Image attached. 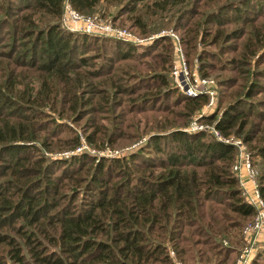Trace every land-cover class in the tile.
Masks as SVG:
<instances>
[{
	"label": "rangeland",
	"instance_id": "374dc122",
	"mask_svg": "<svg viewBox=\"0 0 264 264\" xmlns=\"http://www.w3.org/2000/svg\"><path fill=\"white\" fill-rule=\"evenodd\" d=\"M152 1L162 0H137L133 5L139 11L131 13L126 8L132 5L130 0L129 2L99 0L92 12L84 14L73 9L68 0H61L60 14L55 23L61 30L62 37L71 41V49L65 53L73 61L71 64L75 66L69 68L61 62L59 76H50L49 73L52 71L39 72L36 68L37 63L45 60L39 52L40 47L36 45L31 47V43H27L26 39H20V36L14 37V47L9 46L12 25L30 11L33 3L30 0L32 4L25 8L22 6L24 0H11L9 8L8 0H0V52H10L12 57H23L25 63L29 60L35 62L30 66L11 63L4 69L2 75L6 74L10 67L16 72L21 71L22 84L18 87L25 89L24 86L31 85L32 93L35 92L39 81L41 79L43 81L38 93L41 105L32 106L39 112V118L32 122V135L36 139L28 143L33 148L24 155L30 158L43 157V173L46 178H54L59 184L58 201L62 203L67 198L72 199L71 208L86 206L87 200L93 197V193H90L91 189H86L85 182L99 158L107 159V163L109 159L118 158L124 165L121 170L124 169L125 172V175L120 173L121 170L113 163L110 166L103 165L104 183H101V186L116 187L118 183H123L125 192L126 189L132 191V187L137 184L134 176L140 175L147 180H155L154 175L163 171L158 165L161 162L162 165L165 164L166 155L155 150L150 137L182 129L188 133H203V140L212 138L216 140L213 134V129L216 130L214 122L222 116L223 111L230 104L239 99H244L238 101L236 107L244 112L241 121L246 125L242 131L235 132L240 127L241 121L238 120L226 132L227 134L217 130L216 132H219L223 138L238 139L244 143V155L256 172L254 181L257 184L256 176L261 166L260 159L255 153L256 148L264 144V43L258 46L252 45L253 40L250 38L252 36L248 33L264 37V0L231 1V8L225 10L227 20L220 19V25L208 22L202 17L196 37L190 45L183 42L182 30L174 26L177 12L174 13L169 6L171 8L168 12L155 10L156 14H152L151 9L142 6ZM69 7L80 16L79 21H76L78 23L68 20L69 12L66 9ZM197 11L201 12L202 16L208 12L201 6ZM234 11L239 13L234 14ZM87 17H90L93 23L102 25L110 23L113 27L126 29L131 34L144 39V44L137 48L138 53L127 51L130 56L121 58L124 47L115 46V49V44L102 35L82 34L81 19ZM128 17L139 18L141 27H145V31L139 32L142 31L141 27H133L134 20H128ZM4 18L7 22L1 21ZM219 18H222V15ZM62 19L64 24L60 23ZM66 22H69V25ZM170 34H173L177 40ZM81 38L84 39L83 43ZM80 56L87 58L84 63L78 60ZM181 56L190 75L194 73L196 76L208 77L212 80L213 101L208 107L204 108L203 104L199 109L190 112L178 99L170 71L177 58ZM108 57L112 59V66L108 65ZM1 61L3 60L0 59ZM200 65L203 66L201 70H199ZM91 70H98V74L88 76L87 72ZM157 73L165 75L166 86L158 85L153 77ZM108 78L111 80L106 81ZM171 87L176 90H170ZM250 88L251 96L247 98L245 92ZM66 92L69 94L67 95ZM71 95L77 99L76 103ZM244 134L252 139L244 142ZM76 140L78 144L74 145ZM159 146H165V150L170 148V139L164 137L159 141ZM131 154L135 155L132 160L129 159ZM82 155L87 156L83 161H73L74 158ZM234 163L233 157L229 170L237 179V174L232 168ZM79 167L82 169L77 170ZM181 169L187 172L201 171V168L192 166H183ZM35 175L31 177H36ZM73 175L80 178L69 180L68 177L71 178ZM241 182L242 184L237 179L239 195L245 201L248 191L243 186H247L249 181L244 177ZM137 187L140 185L138 184ZM200 187L201 185L199 189ZM130 193L133 195L132 192ZM196 203H201L202 207L197 206V213L193 215L198 216L195 217L198 227L202 226L204 231L205 228L208 229L206 225L208 215L214 218L215 221L209 222L214 223L217 228L226 226V222H237V219L243 227L251 220V218L240 219L216 199L210 202L200 196ZM209 207L218 211L214 212ZM200 209L204 210L201 217ZM220 214L224 221L220 219ZM99 219L104 225L109 221L106 216H101ZM182 223L188 221L184 219ZM160 227H164V230ZM196 227L194 222H190L188 226L182 228V235L187 240L193 241L191 243L193 250L202 251L206 245L201 243L206 241L207 237L201 234L196 236L190 232V229ZM169 229H171L170 222L165 224L157 221L153 223L150 232L144 231L146 245L149 243L164 247L162 250L169 259L166 263L154 261L150 264H217V260L223 261L220 264H234L236 257L246 245L241 233L242 228L238 230L239 232L233 230L229 234L232 235L233 232L237 234L233 237L229 235L228 239L217 236L221 241V254L205 252V255L201 254L202 259L197 260L196 256L190 258L187 251L179 255L172 251L171 242L168 241ZM94 235L96 239H105L100 231L95 232ZM212 235L209 234V237L212 238ZM250 237L252 243H249V247L252 253L248 257L247 264H251L252 261L255 264H264V256H257L264 245V224L258 233H251ZM183 245L185 242L179 243V246ZM205 256H210L211 260L205 261Z\"/></svg>",
	"mask_w": 264,
	"mask_h": 264
},
{
	"label": "trees",
	"instance_id": "16d2710c",
	"mask_svg": "<svg viewBox=\"0 0 264 264\" xmlns=\"http://www.w3.org/2000/svg\"><path fill=\"white\" fill-rule=\"evenodd\" d=\"M68 1L73 9L84 14L92 12L99 2V0ZM135 1L137 0H130L132 5L125 6L128 12L139 11L133 5ZM231 1L238 0H162L152 1L142 6L145 9H151L152 14H156L155 10L168 12L172 7L174 13L177 12L174 26L182 30L183 42L190 45L196 37L203 18L216 25L221 24L220 19L227 20L225 10L231 8ZM8 2L7 7L10 8L11 0ZM31 2L33 6L30 11L12 25L10 29L12 30L10 43H12H9V46L14 47V37L20 36V39H26L27 43H31V47L34 45L40 47L39 52L45 60L37 63L36 68L39 72L52 71L49 73L50 76H59L61 62L69 68L75 66L71 64L73 61L65 53L70 51L71 41L62 37L61 30L55 23L60 14L61 0H31ZM32 3L30 0L29 2L24 0L22 6L28 8ZM199 6L206 8L208 11L206 15L202 16V13L197 11ZM221 15L222 18H219ZM128 20H134L133 27H141L139 18L128 17ZM1 21L7 22L6 18ZM141 29L142 31L139 30V32L145 31V27ZM248 35L252 36L250 37L253 40L252 45L258 46L264 43V37L251 33ZM106 38L115 44H113L115 49L116 47L125 48L121 58L130 56L127 51L138 53L137 48L141 47L112 37ZM83 40L81 38L82 43ZM0 55L2 56L0 59L3 60L0 62V66H3V68L0 67V264H150L154 261L166 263L169 259L162 250L164 247L149 243L146 245L143 237L144 231L150 232L153 223L157 221L165 224L170 222L168 241L171 242L173 252L179 255L187 251L190 258L196 256L195 259L199 260L203 257L201 254L205 255V252L222 253L221 241L217 239V236L228 239L231 231L239 232L238 230L242 228L238 219L237 222H226V226L217 228L213 225L214 223L209 222L215 221L211 215H208L206 231L202 229V226L198 227L199 224L195 218L198 216L193 214L197 213V206L202 207L201 203H196L200 196L210 202L216 199L240 219H250L253 215V207L239 195L237 179L229 170L230 163L233 157L235 158L234 147L213 138L203 140V133H188L182 129L149 138L155 150L166 155L165 164L162 165L161 162L158 165L163 171L154 175L155 180H147L140 175L134 176L137 184L132 187V191L126 189V192L123 183H118L116 187H103L101 186V183H104L103 165L110 166L113 163L119 170L124 165L118 158L109 159V163L107 159L99 158L85 182L86 189H91L90 193H93V197L85 203L86 206L71 208L72 199L69 200V198L60 203L58 201L59 184L54 178H46L43 173V157L30 158L24 155L33 148L28 143L36 139L32 135V122L39 118V112L32 106L33 104L41 105L38 93L43 81L42 79L39 81L34 93H32L31 85L24 86L25 89L19 88L18 86L22 84L21 71L16 72L10 67L6 74L2 75V72L11 63L30 66L35 62L29 60L25 63L23 57H12L10 52H0ZM86 59L83 56L78 58L82 63ZM107 61L108 65H111V57H108ZM202 67L200 65L199 70ZM95 74H98V70L87 72L88 76ZM153 77L158 85L166 86L165 75L157 73ZM108 80L111 79H106ZM171 89L175 88L171 87ZM56 91L58 93V90ZM251 91V88L246 90L247 98L251 96ZM66 94L69 93L66 92ZM177 95L184 108L190 112L199 109L207 102L206 95L186 96L178 90ZM71 98L75 103L77 102L74 95H71ZM238 101H244V99ZM238 101L230 104L223 111L222 116L216 119L213 125L217 131L227 134L226 132L234 126L235 122L241 121L244 112L236 108ZM244 123V121L240 122L236 133L242 131L246 125ZM164 137L171 141V147L166 150L165 146H159V141ZM251 139L252 137L249 138L247 134H244L243 141ZM73 144H78V141H74ZM255 154L260 159L261 166L256 176L257 187L264 201V144L256 148ZM134 156L129 155V159L132 160ZM86 157L82 155V157L74 158L73 161H83ZM204 159L207 161H203ZM183 166L201 168V171L187 172L181 169ZM80 169L82 168L79 167L77 170ZM120 173L125 175L124 169ZM34 175L36 177H31ZM74 178L80 177L77 175L68 177L71 181ZM138 184L140 187H137ZM117 190H119L118 193ZM209 209L218 211L210 207ZM203 214L204 210L200 209L199 216ZM101 216H106L109 220L106 225L100 222ZM220 216V219L224 221L222 214ZM184 219L188 223L183 224ZM190 222H194L197 226L196 229H190V232L196 236L201 234L207 237V240L201 243L206 245L202 251L193 250L191 248L193 241L187 240L182 235V228L188 226ZM160 228L164 230V227ZM99 231L105 239H96L94 233ZM207 232L211 235L213 233V237L210 238ZM237 232H233L231 236H235ZM180 242H185V245L179 246ZM257 256H264V245ZM208 260H211L210 256H205V261ZM222 262L217 260L216 263ZM251 264H255L254 261Z\"/></svg>",
	"mask_w": 264,
	"mask_h": 264
},
{
	"label": "built area",
	"instance_id": "2783aa9c",
	"mask_svg": "<svg viewBox=\"0 0 264 264\" xmlns=\"http://www.w3.org/2000/svg\"><path fill=\"white\" fill-rule=\"evenodd\" d=\"M68 14V20H72V23H78L76 21H79L80 16L76 11L71 9H66ZM82 20V28L80 31L86 34H92L94 35H102L105 37H112L115 39H119L124 42H130L132 44H135L137 46H141L144 44V39L139 38L133 34H131L126 29L116 28L111 26V24H98L96 22H91L90 17H87L86 19ZM61 24H64V19L60 20ZM69 25V22H66ZM160 35V34H159ZM172 35L176 40L177 38ZM152 39V37H151ZM170 77L172 78V83L174 87L181 92L182 94L186 96H196V95H206L207 102L204 104V108L208 107L212 101H213V90L211 89L212 80L208 77H199L196 76L194 73L191 75L188 73L184 59L182 56L180 58H177L175 63L172 66V69L170 71ZM211 89V90H210ZM213 134L216 140L229 143L234 149H236L235 152V163L233 164L232 168L233 171L237 174V179L242 184V180H244V177L246 180L249 181L247 186H243L248 191V195L246 196L245 202L248 203L253 207V215L251 217V220L246 223L242 229L241 233L243 236V239L246 241L245 247L240 251L239 255L236 257L234 264H247L248 263V257L252 253L249 243H252V239L250 237L251 233H258L264 224V201L261 199L258 191V187L256 182L254 181V177L256 175V172L253 171L252 167L250 166V163L247 159V157L244 155L245 153V146L244 143L241 140L238 139H227L223 138L219 132H216V130L213 129ZM243 170V172H242Z\"/></svg>",
	"mask_w": 264,
	"mask_h": 264
}]
</instances>
